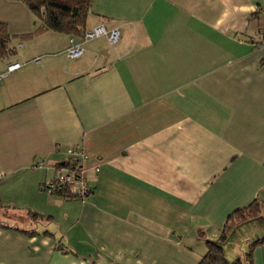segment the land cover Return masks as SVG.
Instances as JSON below:
<instances>
[{"label": "crops", "instance_id": "1", "mask_svg": "<svg viewBox=\"0 0 264 264\" xmlns=\"http://www.w3.org/2000/svg\"><path fill=\"white\" fill-rule=\"evenodd\" d=\"M0 22L33 30L18 1ZM98 25L118 43L69 60L70 36L47 32L0 60L21 64L0 80V264H197L264 204V0H93ZM77 147L88 198L42 192Z\"/></svg>", "mask_w": 264, "mask_h": 264}, {"label": "trees", "instance_id": "2", "mask_svg": "<svg viewBox=\"0 0 264 264\" xmlns=\"http://www.w3.org/2000/svg\"><path fill=\"white\" fill-rule=\"evenodd\" d=\"M23 3L33 16V30L27 34L10 35L4 23L0 22V60L14 54L11 48L12 40L27 41L43 35L47 32L64 34L79 40L85 32V24L91 10L93 0H11ZM258 13L253 14V16ZM259 38H261V31ZM261 40V39H260ZM70 170L77 168L76 162L66 160L62 166ZM77 173V172H75ZM91 189V188H90ZM32 220H39L35 213H29ZM258 217L264 218V204L258 200H253L248 206L232 212L218 237L215 241H206V253L197 264H252L253 249L259 245H264V238L255 240L245 254L244 263L240 259L229 262L224 255L223 245L228 238L235 232L240 222L251 221ZM5 227V226H2ZM33 235L35 232H24ZM62 249V246H57Z\"/></svg>", "mask_w": 264, "mask_h": 264}, {"label": "built area", "instance_id": "3", "mask_svg": "<svg viewBox=\"0 0 264 264\" xmlns=\"http://www.w3.org/2000/svg\"><path fill=\"white\" fill-rule=\"evenodd\" d=\"M102 37L107 40L109 46H114L119 41L120 33L117 28L107 30L102 25L95 26L85 31L82 38L79 40H76L73 37L69 38L68 47L64 51L65 57L69 60L79 59L84 53V44ZM260 39V44L264 45V29L261 31ZM20 67V63L11 64L7 67L6 73L0 75V80ZM67 156L68 160L77 163V168L75 170H70L66 167H60L59 170H56L55 177L50 182L40 185V190L48 196L73 198L83 203L91 192V189L82 173V163L86 159V155L81 148L77 147L69 150ZM34 167L38 169H46L42 161L35 162Z\"/></svg>", "mask_w": 264, "mask_h": 264}, {"label": "rangeland", "instance_id": "4", "mask_svg": "<svg viewBox=\"0 0 264 264\" xmlns=\"http://www.w3.org/2000/svg\"><path fill=\"white\" fill-rule=\"evenodd\" d=\"M244 223L240 222L239 226H242ZM239 226L235 229L237 232L229 238L226 255L227 260L230 262L240 259L244 263L245 254L248 252L249 246L255 240L264 237V234L259 233L260 228L264 231V224L253 221L240 228ZM20 227H24V225L21 224ZM252 264H264V245H259L253 249Z\"/></svg>", "mask_w": 264, "mask_h": 264}]
</instances>
